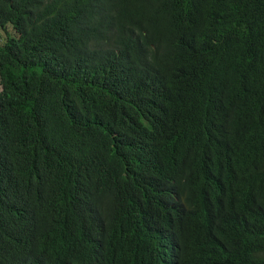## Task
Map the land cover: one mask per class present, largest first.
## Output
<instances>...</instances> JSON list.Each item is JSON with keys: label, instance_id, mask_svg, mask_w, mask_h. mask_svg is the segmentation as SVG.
<instances>
[{"label": "trees", "instance_id": "1", "mask_svg": "<svg viewBox=\"0 0 264 264\" xmlns=\"http://www.w3.org/2000/svg\"><path fill=\"white\" fill-rule=\"evenodd\" d=\"M0 264H264V0H0Z\"/></svg>", "mask_w": 264, "mask_h": 264}]
</instances>
